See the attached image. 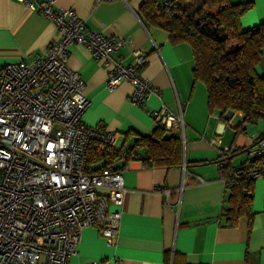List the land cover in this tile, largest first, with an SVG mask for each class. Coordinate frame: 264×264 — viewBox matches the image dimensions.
<instances>
[{
    "label": "crops",
    "instance_id": "obj_1",
    "mask_svg": "<svg viewBox=\"0 0 264 264\" xmlns=\"http://www.w3.org/2000/svg\"><path fill=\"white\" fill-rule=\"evenodd\" d=\"M228 1L249 4L239 20L243 29L264 22V0ZM141 2L56 0L58 6L74 9L89 29L129 40L123 49L100 60L84 45L72 44L67 64L84 80L89 104L83 122L115 132L114 151H126L134 133L149 135L155 130L154 109L165 105L178 113L179 104L184 121L182 162L148 166L121 153L112 165L121 170L126 188L115 243L107 245L97 226H86L67 264H165L169 253L176 264H264L263 182H252L251 222L242 214L228 226L223 216L228 191L216 163L217 144L230 147V166L252 163L246 149L264 133V126L250 129L254 123H244L241 112L221 113L209 107L205 84L193 78L189 43L172 41L167 30L141 18L137 12ZM56 36L55 24L37 11L17 0H0V65L34 59ZM136 51L145 55L139 72L158 89L143 106L131 102L129 82L111 90L105 87L114 61L133 63ZM255 70L264 77V48ZM109 209L119 207L111 202Z\"/></svg>",
    "mask_w": 264,
    "mask_h": 264
},
{
    "label": "built area",
    "instance_id": "obj_2",
    "mask_svg": "<svg viewBox=\"0 0 264 264\" xmlns=\"http://www.w3.org/2000/svg\"><path fill=\"white\" fill-rule=\"evenodd\" d=\"M17 1L52 21L57 36L34 59L0 65V264H67L86 226H97L107 245L115 243L126 193L120 169L87 165L88 147L97 153L114 149L116 133L83 122L89 101L84 80L67 64L68 47L82 44L100 60L129 40L89 29L74 9L56 0ZM163 5L165 11L174 8L171 0ZM144 61L141 51L130 64L118 58L105 87L127 81L131 102L143 106L149 95H158L138 70ZM178 106L175 113L161 105L151 116L157 127L182 137ZM216 147L219 169H228L234 179H261L264 185V133L246 149L249 164L230 166V147ZM111 202L119 209L110 210Z\"/></svg>",
    "mask_w": 264,
    "mask_h": 264
},
{
    "label": "trees",
    "instance_id": "obj_3",
    "mask_svg": "<svg viewBox=\"0 0 264 264\" xmlns=\"http://www.w3.org/2000/svg\"><path fill=\"white\" fill-rule=\"evenodd\" d=\"M163 1L142 0L138 15L167 30L172 41L189 43L194 60L193 78L205 84L209 107L221 113L239 111L244 123L262 120L264 125V77L255 70L264 48V22L249 29L241 27L239 20L249 8L248 3L213 0L216 6L213 11L187 13L178 0H171L174 8L165 11ZM123 152L127 154L125 158L136 157L144 165L169 167L181 164L183 144L179 135L156 126L149 135L134 133L133 143L126 151L106 147L97 153L90 145L87 165L99 162L94 170L111 167ZM222 173L228 191L227 205L223 208L225 224L235 225L242 214L251 222L252 193L244 194V190L252 192L253 181L244 177L234 179L228 175V169ZM165 255V264H176L170 253Z\"/></svg>",
    "mask_w": 264,
    "mask_h": 264
},
{
    "label": "rangeland",
    "instance_id": "obj_4",
    "mask_svg": "<svg viewBox=\"0 0 264 264\" xmlns=\"http://www.w3.org/2000/svg\"><path fill=\"white\" fill-rule=\"evenodd\" d=\"M178 3L183 7L184 11L187 13L190 12H198L202 10L213 11L215 9V4L213 0H178ZM220 35H224V31L219 32ZM262 120L251 124L249 126L250 129H261L263 127Z\"/></svg>",
    "mask_w": 264,
    "mask_h": 264
},
{
    "label": "water",
    "instance_id": "obj_5",
    "mask_svg": "<svg viewBox=\"0 0 264 264\" xmlns=\"http://www.w3.org/2000/svg\"><path fill=\"white\" fill-rule=\"evenodd\" d=\"M227 112H231V111H227Z\"/></svg>",
    "mask_w": 264,
    "mask_h": 264
}]
</instances>
